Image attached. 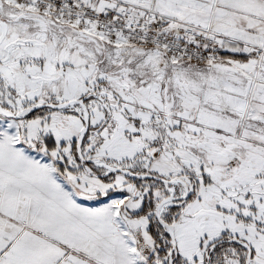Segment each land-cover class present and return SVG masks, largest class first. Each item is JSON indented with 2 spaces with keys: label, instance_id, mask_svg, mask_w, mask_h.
<instances>
[{
  "label": "snow or ice",
  "instance_id": "snow-or-ice-1",
  "mask_svg": "<svg viewBox=\"0 0 264 264\" xmlns=\"http://www.w3.org/2000/svg\"><path fill=\"white\" fill-rule=\"evenodd\" d=\"M0 264H264V0H0Z\"/></svg>",
  "mask_w": 264,
  "mask_h": 264
}]
</instances>
